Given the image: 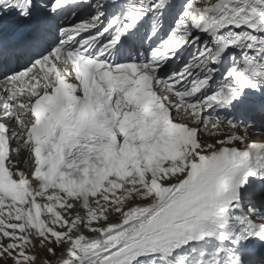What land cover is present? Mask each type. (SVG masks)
I'll return each mask as SVG.
<instances>
[{"label": "snow or ice", "instance_id": "6c2138e0", "mask_svg": "<svg viewBox=\"0 0 264 264\" xmlns=\"http://www.w3.org/2000/svg\"><path fill=\"white\" fill-rule=\"evenodd\" d=\"M264 0H0V264H264Z\"/></svg>", "mask_w": 264, "mask_h": 264}]
</instances>
